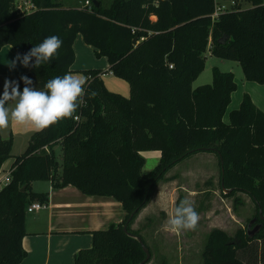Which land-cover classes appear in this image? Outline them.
<instances>
[{"label":"trees","instance_id":"obj_1","mask_svg":"<svg viewBox=\"0 0 264 264\" xmlns=\"http://www.w3.org/2000/svg\"><path fill=\"white\" fill-rule=\"evenodd\" d=\"M28 1L32 8L25 12L17 0H0V48L11 45L22 55L45 37L57 35L63 41L51 63L28 67L23 76L33 87L43 89L49 79L72 72L73 45L80 34L97 56L106 57L107 71L128 83L129 96L109 91L101 69L86 70V104L72 118L30 134L25 150L10 165V181L0 187V264H20L26 257V209L34 201L47 203L46 192L32 190L34 181L112 197L126 213L121 222L90 231V247L79 249L73 264H139L145 253L123 231L125 224L148 248L147 264L151 248L132 224L167 171L199 152L216 154L221 192L251 197L252 225L261 223V232L252 237L239 230V245L223 229L212 228L204 264H244L239 250L264 240L258 215L259 209L264 214V111L244 93L228 122L223 120L236 88L232 72L213 67L211 83H192L204 67L206 51L237 61L246 80L264 83V0H246V8L232 0L234 6L215 20V0H109L106 5L90 0V6L85 0ZM18 82L22 91L25 85ZM11 147L12 135L0 134V167ZM143 151L160 153L147 173L142 171ZM209 195L205 191L204 200ZM252 254V263L264 264V250Z\"/></svg>","mask_w":264,"mask_h":264},{"label":"rangeland","instance_id":"obj_2","mask_svg":"<svg viewBox=\"0 0 264 264\" xmlns=\"http://www.w3.org/2000/svg\"><path fill=\"white\" fill-rule=\"evenodd\" d=\"M17 2L22 3L23 0H17ZM238 2L242 8L250 6V3L246 0H239ZM104 4H109V0H104ZM73 48L75 60L71 69H73L74 73L85 75L86 70L101 69L104 72L105 82H107L106 79L108 77L114 78L107 71L108 61L106 57L97 56L93 48L83 41L80 34L77 35ZM205 56L204 67L192 83V87L211 83L213 67L223 72H232L234 76L236 88L231 93L230 102L223 116L225 122L228 121L229 112L239 106L244 93H252L255 99L260 95H264V83L246 80L237 61L215 57L209 51H206ZM1 130L3 137L9 136L11 134L10 124L7 129ZM11 135L12 147L10 156L0 167V178H3L8 172L14 158L25 150L29 138V134L24 132H15ZM55 146L56 158L61 162V146L59 147L57 144ZM149 152L143 151L141 153L146 159L142 167V171L146 173L158 163L152 157L146 158L147 154H152ZM189 157L170 168L164 178L155 186L153 194L157 191L162 192L165 200L164 204L166 205L165 209L155 212L152 210L149 216H145L139 221L135 219V224L134 222L132 224L133 229L138 228L140 230L151 248L152 258L147 264H161L162 261L165 264H204V258L207 255L205 252L206 238L212 228L223 229L239 245L243 241L236 237L237 232L239 230L246 232L247 224L254 216V203L247 194L236 193L232 196H225V194L229 193L221 192L219 184L220 169L217 161L207 162V160H204L205 163L203 162V164L200 162L196 165L190 164L191 166H186L183 162H186L185 160ZM39 183L42 184V181ZM176 187L179 188L176 189L175 193L173 191ZM205 191L210 192L208 200L203 198ZM177 198H179V201L189 199L194 203V207L200 215L199 224L195 231L174 233L163 228V225L174 211ZM204 205H208V209L200 212V207ZM39 212L41 211L26 213L25 217ZM252 228L253 225L250 229ZM260 232L261 229L259 230ZM256 240L250 242L244 251L239 250L238 256L244 264H254L252 263V253L255 252L256 256H258L259 252L264 250V240ZM90 245L91 243L88 246L90 247ZM248 257H250L249 262H247Z\"/></svg>","mask_w":264,"mask_h":264},{"label":"crops","instance_id":"obj_3","mask_svg":"<svg viewBox=\"0 0 264 264\" xmlns=\"http://www.w3.org/2000/svg\"><path fill=\"white\" fill-rule=\"evenodd\" d=\"M17 54L18 52L11 45H4L0 48L1 92H3L5 80L18 82L20 77L28 71V68L21 66L19 63H17L15 69L9 68L8 63ZM109 74L114 78L108 77L106 79L107 82H105L104 73L101 75L106 88L109 91L128 97V83L114 76L111 72ZM249 95L254 104L264 111V95H260L257 99L252 93H249ZM10 132L11 134L24 132L29 134L30 137L34 130L31 126L10 122ZM0 134L3 137L1 129ZM57 146L60 147L59 144ZM149 153L152 154H147L146 158L152 157L154 161L159 160V151H150ZM204 160H207V162H218L215 153L199 152L191 155L183 164L186 166L196 165L200 162L203 164ZM39 182L41 181L32 183V190L47 193V207L36 210L41 211L39 213L25 217L26 234L22 238V247L26 251V257L20 264H73L75 253L81 248L89 247L88 245L91 243L90 231L106 228L110 223L117 224L125 217L126 213L122 209L120 202L112 197L86 195L71 185L54 188L49 181H42V184ZM177 188L179 187H176L173 192ZM164 202L162 192L157 191L152 194L150 201L140 211L136 221L149 216L152 210L154 212L163 211L166 207ZM204 211L200 210V212Z\"/></svg>","mask_w":264,"mask_h":264},{"label":"clouds","instance_id":"obj_4","mask_svg":"<svg viewBox=\"0 0 264 264\" xmlns=\"http://www.w3.org/2000/svg\"><path fill=\"white\" fill-rule=\"evenodd\" d=\"M63 41L57 35L45 37L27 53L17 54L8 63L15 69L17 63L28 68H39L58 57ZM34 61V62H33ZM24 88L14 80H5L0 94V129H7L10 122L31 126L34 131L46 130L63 119H70L77 110L86 104L87 77L83 74L67 72L63 76L49 79L43 89L33 87V81L21 76ZM95 95V93H91ZM200 215L189 199L180 200L163 228L174 233L195 231Z\"/></svg>","mask_w":264,"mask_h":264},{"label":"built area","instance_id":"obj_5","mask_svg":"<svg viewBox=\"0 0 264 264\" xmlns=\"http://www.w3.org/2000/svg\"><path fill=\"white\" fill-rule=\"evenodd\" d=\"M228 4H227V3ZM84 4L90 6V0H85ZM234 1H223V0H215L214 10L211 14L213 20H215L221 12L228 11L234 6ZM19 10L28 12L32 8V4L28 0H23L22 3H18ZM10 168L8 172L5 174L3 178H0V187L6 185L10 181ZM47 207V203L34 201L30 203L26 209L28 213H31L36 210L44 209Z\"/></svg>","mask_w":264,"mask_h":264},{"label":"water","instance_id":"obj_6","mask_svg":"<svg viewBox=\"0 0 264 264\" xmlns=\"http://www.w3.org/2000/svg\"><path fill=\"white\" fill-rule=\"evenodd\" d=\"M95 3H96V2H95ZM136 40H137V38L135 37V38L133 39V43H134V44L136 43ZM224 191H225V192H228V191H230V190H229V189H225ZM258 215H259L260 220L264 221V214H262V212H261L260 209H259V211H258ZM255 220H256V218L254 217V218H252V219L248 222V224H247L246 232H247V235L250 236V237H252L254 234H256V233L259 231L260 227H261V223H256V224H254L253 228L250 229L251 225H252L253 223H255ZM123 231H124L128 236H130V237L136 239V240L140 243V245H141V247H142V249H143V251H144V253H145V258H144L139 264H144V263L150 258V252H149L148 248L144 245V243L142 242V240H141V238H140L139 236H137V235H135V234H132V233H130V232L127 231V224H125V225L123 226Z\"/></svg>","mask_w":264,"mask_h":264}]
</instances>
